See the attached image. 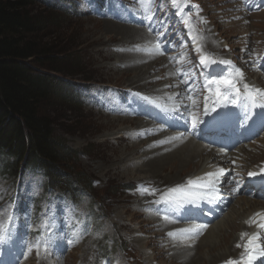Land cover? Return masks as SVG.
<instances>
[{"label":"rangeland","instance_id":"374dc122","mask_svg":"<svg viewBox=\"0 0 264 264\" xmlns=\"http://www.w3.org/2000/svg\"><path fill=\"white\" fill-rule=\"evenodd\" d=\"M74 1L64 0V6H62L60 4L57 5V0H35L32 8L43 23V29L39 36L40 40L56 47L57 52L62 50L65 52L63 56L56 54L59 61L62 60V64L58 66L63 67L68 72L66 75L68 82H76L81 85V88H79L81 93V96L79 95V103L56 101L51 106V114L56 123L55 138L64 141L66 146L76 153V157L71 163L72 167L76 170V173L82 175V179L90 181L92 191H88L89 194L82 195L81 201L73 203L69 200L56 199L54 195L45 192L43 188L44 181L40 179L42 175L38 172H24L18 182L14 178L6 179L0 175V234L3 226L7 223V218L16 214L13 212L11 197L19 190L23 195L24 201L31 204L28 216L21 220H18L17 215L14 218L15 225L21 221V236L27 242L28 254H23V258H27L26 264H49L51 261H56V263L58 262L57 264H161V262L171 264V261H169L171 253H165L164 255L159 253L160 249L169 251V243H167L169 240L166 242L164 237H157V239L161 240L158 246L152 244L148 247L145 245L139 247L134 243L137 238L145 242L152 240L150 239L152 233L160 232L161 229L160 231L158 229L145 232L141 230L140 232L133 231L142 227L146 228L143 226L144 224L140 223L144 222V218L149 219L148 216L138 218V222L140 220V223H138L130 221L131 214L129 212L128 215H125L126 217L122 215V211L125 209L135 208L131 202H127V199L129 198L128 195L135 194L136 191H128L127 189L137 187V182L143 179L144 176H141V172L124 170L122 172L124 174L123 177L114 176L117 166H113V162H108L106 158L111 156L110 151L112 149L118 147L120 140L115 136H117L119 130L128 129L130 124L117 123V127L102 126L99 128L97 123H106L113 118L106 115L107 113L115 114L111 109L117 112H125L117 114L120 116L127 118L136 117L133 116V113L131 114L133 105L122 104L125 98L120 96V94H124V90H128L127 86L131 84V75L123 73L126 70L122 67V62L127 55H131L134 52V48L131 49L133 42L130 39L132 38H126V45L123 39L128 34L123 36V33L128 31L127 29L130 27L141 30L140 39L144 41L148 35L147 28L149 25L147 22H143L140 25L138 23H128V18L122 21L121 17H119L121 9H123L122 14L128 17V12L136 14L140 6L143 8L140 11L145 10L151 13L163 8L161 14L165 13V15L159 25L160 28H167L168 24L175 20V9L169 4H166L167 9H164L165 6L161 5V0H120L114 7L111 6L105 11L98 12L94 7L93 0H79V9L73 10ZM189 1L194 7L192 14L196 17V35L199 32L198 27H203L207 20L210 26L211 24L213 25L211 26L213 30L209 28L211 32V37L207 36L209 41L206 37H203V41L208 42L212 48L206 45L196 55L202 54V56L211 57L217 51L215 43L218 44L217 41L221 38L225 41L224 44L227 42L228 48L225 49L222 46L223 49L221 48V51L218 50L217 56L222 55L225 60L233 59L236 64H240L237 57L234 58L233 56H243L242 51H240L241 40L239 36L241 34L243 36L246 35V32L247 34L252 33L253 35L250 36L251 40L256 43L259 42L257 40H260L264 44V12L259 16L257 15L254 20H251L250 29H247L248 32L247 30L244 31L237 23L229 25L234 13H228L226 9L229 7V3L226 4L228 0ZM82 7L85 10L91 9L92 13L89 11L87 13L82 12L80 10ZM126 11L127 15H125ZM181 20L182 18L178 17V20L175 21L180 24ZM190 24L194 28V20L190 21ZM175 26L178 27V25ZM192 30L189 32V37L192 34ZM200 32H202V28ZM150 36L151 40L161 39L160 37ZM211 39H214V41H211ZM164 40L166 41L165 48H169L171 43H169L167 38ZM135 52L136 54L147 53L142 47ZM110 67H112L113 71H109ZM158 68H156L154 73L160 76L164 72V68L163 66ZM159 78L157 77L156 79ZM218 80L222 82V78H218ZM65 92H68L67 86ZM126 94L132 96L131 92ZM141 96H144V93L141 92ZM107 97L108 100L102 103ZM126 98L134 101L133 97ZM133 126L135 127L136 125ZM124 135L130 136L131 131L125 132ZM151 137L152 135H145L143 138L148 139ZM106 140L108 144H101V142ZM260 141L262 139L257 142L256 146L263 150L264 147ZM258 143L260 144L258 145ZM121 145L131 146L128 142H124ZM208 150L211 151L212 149L208 148ZM251 153L259 155L261 151L256 152L253 150ZM140 155L141 153L138 156ZM115 156H113V161L117 159V156ZM244 159L245 157H243L244 162L242 161V163L247 171L250 168ZM199 163L200 159L194 161V166ZM163 172H160V178L158 179L164 178L163 180L161 179L163 181L162 184H166L165 182H168L166 178L169 173L165 171V174H163ZM9 176L11 177V175ZM73 177L75 178V174ZM61 188L65 190L66 186ZM166 188L164 187V189ZM241 198L252 200L246 196L238 197L227 210V214ZM77 199L80 198L78 197ZM162 199L163 196L159 198L158 202ZM253 200L256 201L255 199ZM34 201H36V205H33ZM92 203L100 206L95 217L92 215ZM250 208L248 207L247 209ZM149 211L152 210H147L149 214L155 213L153 211L150 213ZM118 212L120 213L117 214ZM120 215H122V218H120ZM199 235L198 239L202 238L205 233ZM12 237L16 238L15 236ZM108 239L110 240L109 244L107 243ZM120 242H123V245L127 244V247L125 246L126 249L117 247ZM6 243L3 245L9 244V238ZM103 244L113 252L110 255L107 254L104 258L99 257L97 253ZM60 245L69 246L70 251L67 255H64L63 252L58 256L54 254V252L58 251L54 247L59 248ZM0 249L5 255L8 253L7 246L5 250L3 246ZM47 253L51 256L50 258ZM251 259L252 257L247 262ZM183 262L179 261L176 264H183Z\"/></svg>","mask_w":264,"mask_h":264},{"label":"bare ground","instance_id":"6f19581e","mask_svg":"<svg viewBox=\"0 0 264 264\" xmlns=\"http://www.w3.org/2000/svg\"><path fill=\"white\" fill-rule=\"evenodd\" d=\"M127 30L128 31H125L123 33V36L128 34L123 39V41L126 42V38H132L130 39L133 42V46L131 47V49L134 48L133 54L127 55L125 57V60L122 62V67L126 70V72L123 73L131 75V84L127 86L128 89L131 88L135 92H142L146 95H166V92L163 90V86L166 83L159 84L160 80L156 78L160 76L154 73L156 68L159 69L158 67L163 66L164 60L161 59V57H155L156 55L152 57V53H148L151 56L143 53L136 54L135 51L141 48L140 35L142 31L133 29L132 27ZM205 33L207 35L204 36V38L206 37L209 41V38L207 36L211 35L210 29L206 28ZM259 39L263 40L262 38ZM211 41H214V39H211ZM200 42L205 46L208 45V42L203 41V37H200ZM150 45L151 44H149L148 46ZM215 49L217 51L220 49V46L216 43ZM109 69V71H113L112 67H110ZM161 76L164 77L165 75ZM256 77V81L258 80L257 82H260L259 76ZM111 110L115 114L111 115L107 113L106 115L112 116L113 118H111L110 120L108 119L109 121L107 120L108 122L106 123H97V127H115L117 123H127L130 124V126L129 128L126 126L128 129H124V131L119 130L117 136H115L120 140L118 142V147L110 151L111 156L107 157L106 160L108 162L112 161V164H114L113 166H117L114 176L123 177V170L141 172V176H144L143 179L137 182L138 184H141L142 190L138 193L128 195L129 198L127 199V202H131L135 208L131 207L127 210L125 209L124 211H122V215H128L129 212L131 214V222H138V218L140 219L148 216L149 219L144 218V222L140 223V220L138 222L140 224H144L143 226H145L146 228L142 227L143 229L140 228L133 231L140 232L141 230L142 232H145L155 229H158L160 231L161 229L160 232L152 233L150 237V239L152 240H148L145 242L144 240L137 238L136 240H134V243L139 247H141V245H145L146 247H148L152 244H156L158 246L160 245L161 241L160 239H157L158 236L165 237L166 242L169 239V242H167L169 243V251L160 249L159 253L161 255H164L165 253H171V256L169 258L171 264H176L179 261H184L183 264H238L244 259L250 257L247 255V250L251 246V242H249L248 244L249 233L247 232L251 231L248 228V219L253 213L264 210V205H261L257 200L254 201L253 199L248 200L244 198L239 199L234 208L231 209L228 214L226 213L220 219L211 223L212 225L206 232L205 230L199 231L205 233V235L203 237L201 236L202 238L197 239V242H193V236L191 235L193 233L190 230L181 229V226L179 224H173L176 220L175 217L165 216L167 209L165 207L166 204L164 198L159 202L158 200L160 197H164L166 195V193L164 192V187L173 188L183 185L182 189H194L195 187L192 184H184L188 183L190 178L211 171L213 169V166L216 164L224 165V163L220 162L221 159L226 160L229 157L230 161H232L233 156L241 157L240 154L243 153L245 155L244 160L248 163L247 166H254L255 164H258V162H264V148L263 150H260V148L256 145L250 146V148H253L256 152L261 151V154L259 155H254L251 152H248L245 148L239 149L240 152L238 151L237 153L231 152L226 155H222L221 153L218 154V152L210 151L208 150V148H204L200 143L193 141H190L187 144H176L171 140L163 139L162 133H154V127L152 123L148 121L151 120L148 117H142L143 119L136 117L127 118L125 116L117 115L125 112H117L113 109ZM133 125L136 126L134 127ZM130 131L131 135L126 137L124 133ZM145 135H152V137L148 139L143 138ZM124 142L130 143L131 146L121 145ZM102 143L103 145H106V143L108 144L107 140L105 142H101V144ZM260 143L264 147V139H262ZM260 143H258V145ZM140 153L141 155L138 156ZM114 155L117 156V159H115V161H113ZM198 159H200V163L194 166V161ZM225 166V169L233 168L231 162H229V164ZM162 171H167L169 173V176L167 178L165 177L168 181L165 182L166 184H162V180L164 178H161L162 180L158 179L160 178L159 175ZM164 172L163 174H165ZM224 172V170L221 171V174H224ZM113 204L115 203L113 202ZM248 207L251 208L247 209ZM149 209L155 213H152L153 215L149 214L147 212V210ZM119 213L120 212H118L117 214ZM122 215H120V218H122ZM167 229L171 231L166 233ZM181 231L186 233L184 238L178 237ZM153 238L156 240H154ZM161 264L164 263L161 262Z\"/></svg>","mask_w":264,"mask_h":264},{"label":"trees","instance_id":"16d2710c","mask_svg":"<svg viewBox=\"0 0 264 264\" xmlns=\"http://www.w3.org/2000/svg\"><path fill=\"white\" fill-rule=\"evenodd\" d=\"M34 1L0 0V158L11 176L33 166L45 172L51 188L90 192V181L72 167L76 153L55 138L51 114L56 101L79 103L81 85L68 82L58 66L56 54L65 52L40 40L43 23Z\"/></svg>","mask_w":264,"mask_h":264}]
</instances>
